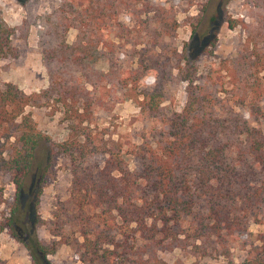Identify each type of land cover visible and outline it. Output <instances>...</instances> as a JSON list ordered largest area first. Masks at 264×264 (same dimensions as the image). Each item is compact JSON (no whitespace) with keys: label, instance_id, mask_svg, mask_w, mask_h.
<instances>
[{"label":"trees","instance_id":"trees-1","mask_svg":"<svg viewBox=\"0 0 264 264\" xmlns=\"http://www.w3.org/2000/svg\"><path fill=\"white\" fill-rule=\"evenodd\" d=\"M227 1L208 0L214 8L203 15L206 28L227 21L220 10ZM56 3L36 29L46 86L29 93L11 82L0 86V173L8 172L14 185L9 210L0 216V232L6 230L23 246L31 264H51L47 256L61 243L71 246L84 264H152L154 249L175 247L192 255L228 257L230 243L245 242L250 234L249 218L264 223V136L259 127L264 118V0L252 3L255 21L244 23L237 56L224 66L226 79L209 85H191L190 73L180 65L189 63L185 49L177 52L164 42L176 22L160 0ZM141 14L146 17L140 19ZM131 20L145 31L150 48L133 49ZM71 28L74 39L68 42ZM11 33L0 17V58L16 56ZM209 36L199 34L194 45L186 44L211 46L214 37ZM100 59L105 70L96 66ZM173 69L188 87L181 108L165 114L161 103ZM144 76H151L152 83H140ZM122 98H132L140 113L167 124L156 132L154 145L144 134L140 142L123 145L90 127L96 107L110 110ZM26 106L60 111L66 138L56 142L42 134ZM41 142L67 158L70 172L68 196L54 214L49 241L35 231L49 164L35 161ZM95 156L100 160H92ZM69 222L74 230L65 234ZM247 244L238 264H264V232Z\"/></svg>","mask_w":264,"mask_h":264},{"label":"rangeland","instance_id":"rangeland-1","mask_svg":"<svg viewBox=\"0 0 264 264\" xmlns=\"http://www.w3.org/2000/svg\"><path fill=\"white\" fill-rule=\"evenodd\" d=\"M160 1L176 22L173 34L165 37L164 42L168 48H175L177 52L185 49L183 52L189 58V63L185 65L181 62L180 65L188 70L187 74L190 73L188 78L192 80L191 85H209L213 79L225 80L224 66L234 61L245 38L244 23L255 21L252 10L254 0L227 1L220 8L225 13L227 21L213 23L210 29V26L206 28L203 15L213 11L214 3H208V0ZM56 4V0H0V17L12 29L11 43L16 50V56L0 58V86L4 82H11L25 93L37 91L46 86L47 75L41 61L36 29L42 17L49 13ZM145 17L143 14L140 15V19ZM122 20H125L124 16ZM127 23L134 26L132 37L136 45L133 49L150 48L147 43L149 37L141 26L136 25L132 20ZM192 25H194L193 32L191 31ZM203 28L206 29L203 30ZM202 33L210 35L208 39L214 37V44L204 48L199 46L197 49L187 46L186 43L194 45L196 36ZM74 34L75 30L72 28L67 31L68 42L74 39ZM165 53L167 49L161 51V55ZM96 66L105 70L106 62L100 59ZM145 82L147 85L151 84L152 77L141 78L140 83ZM187 87V80L177 74L176 69H173L170 79L165 84V97L161 103L165 114L181 108ZM113 90L116 96L119 95V89ZM112 99L113 97L109 98L110 101ZM51 107L53 109L54 106ZM25 110L30 112L36 129L42 134L56 142L66 138L68 129L66 122L62 120L60 111H54L51 114V108L45 106H26ZM89 125L98 135L120 141L123 145L140 142L142 134L154 145L156 132L167 128L166 123L140 113L132 98H122L114 102L110 110L96 107ZM259 127L264 136V118L261 119ZM35 155V161L42 160L44 166L49 163L42 178L35 213L36 234L38 238L49 241L53 238L49 229L55 224L54 214L58 211L61 202L68 196L69 162L55 148L51 149L46 142L38 145ZM100 158V156H95L92 160L99 161ZM125 158L129 166H132L131 157L125 155ZM0 185L3 191V202L0 204V216H2L7 214L14 195V185L8 172L0 173ZM73 230L74 225L70 222L65 225V234ZM247 231L250 234L245 242L232 241L230 243L228 257L210 254L192 255L187 249L175 247L171 250L154 249L156 258L152 260V264H189L192 261L197 264H238L246 254L247 242L253 241V236L257 232H264V223L255 222L249 218ZM47 257L51 264H84L78 260L72 247L63 243L58 244L55 252ZM0 259L4 261V264H31L26 250L6 230L0 232ZM97 264L101 263L97 262Z\"/></svg>","mask_w":264,"mask_h":264}]
</instances>
